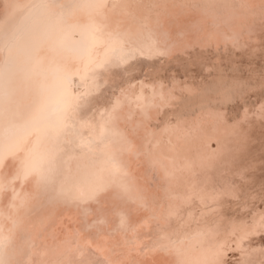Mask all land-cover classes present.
Masks as SVG:
<instances>
[{"label": "bare ground", "instance_id": "bare-ground-1", "mask_svg": "<svg viewBox=\"0 0 264 264\" xmlns=\"http://www.w3.org/2000/svg\"><path fill=\"white\" fill-rule=\"evenodd\" d=\"M262 24L264 0H0V264H147L155 251L221 264L226 248L264 264L250 241L264 210L247 224L221 207L240 194L264 99L230 118L251 84L219 59L199 87L154 75L199 42L217 57L256 44Z\"/></svg>", "mask_w": 264, "mask_h": 264}, {"label": "rangeland", "instance_id": "rangeland-1", "mask_svg": "<svg viewBox=\"0 0 264 264\" xmlns=\"http://www.w3.org/2000/svg\"><path fill=\"white\" fill-rule=\"evenodd\" d=\"M170 25L172 27L178 26L179 25V18H177V17L173 18L172 21L170 22ZM263 25L264 24L260 25L259 26L260 28L258 27L256 29L257 31L255 32V37L258 39H256L255 37H254V39H256L257 45L254 44L255 41H252V43L250 41L249 43L252 44V47H250L251 46L250 44H247V46L245 45L242 49H240L243 52L240 51L239 49H237V50H239V52L237 50H236V52H235V50H230V51H226V52H220L218 57H217L215 52L212 49L206 47V44H203V46H202L203 42L197 41V42H199L198 43L199 45L198 44L193 45V47H196L197 50H195V48H194V50L191 49L193 47L186 48V50L188 51V53H187L185 48L184 49L183 48L182 49L177 48L176 50H178V49H181V50L175 51L176 55H178L179 52L184 54V55H180L176 59L168 58V61H167V58L162 57L160 59L161 62L159 61L161 63V65H159L161 67V70H160L159 66H158L159 69H157V67H156V65L159 63L158 62L157 64H154L152 67L151 66L149 67L147 65H142V67H141L142 70H140V72L142 71L141 73L146 78H148V77H150V75H152L151 71L157 69L159 71L155 72L154 75H156V73H158L159 75H157V76L158 77L160 76L159 78L161 79V81L164 82V80H165L169 84H171L172 78L177 79L178 77H180L177 80L178 81L180 80L179 82H182L187 77H189L185 81L191 80L190 82L194 86L199 84L197 86V87H199L204 82H206L207 80L212 78V76H213V78H215V76L218 75V70H217L218 67L216 64H217V61L219 59V62L221 63V67L225 70V72L231 73L234 76H236L238 79L244 81L245 83L247 82V83L251 84L250 88L248 89V92L244 93L241 98H237L236 100H234L233 103H231L232 105L230 104V106L227 110L228 116L230 115L229 116L230 118H233V117L237 118L238 116H240V114L243 110H248V109L250 110V108H254L252 106L256 105V103L259 104L260 101H262L264 99V88H263L264 87L263 86L264 85V27L261 28V26H263ZM260 29H262V30H260ZM260 33H261V35H260ZM197 42H195V43H197ZM204 45H205V47H204ZM253 45L256 47H254ZM203 48L204 49L206 48V49L204 50ZM189 51H191V52H189ZM194 51H195V53H194ZM185 52H186V54H185ZM187 54L190 56L187 57ZM204 56H205V58H204ZM195 59L197 62L195 61ZM173 61H174V65H173ZM175 61H178V62L176 63ZM202 61H204V62H202ZM165 62L168 63V65H166ZM169 63H170V65H169ZM164 65H166V66L164 67ZM144 66L145 67L147 66V67L143 68ZM162 66L164 67V69L162 68ZM212 68H213V70H212ZM213 71H215L214 74H213ZM175 73L177 74V75H175V76H177V78L173 77V75ZM134 74L137 75V73H134ZM185 74L192 76L193 79L188 75L186 76ZM161 76H163L165 79ZM253 76H254V78H253ZM183 78H185V79L183 80ZM139 79H140V77L138 76L135 80L138 81ZM174 79H172V82ZM192 80H195V81L192 82ZM203 80H204V82H203ZM210 80H212V79H210ZM200 83H201V85H200ZM109 89H111V87ZM105 93H107V92H105ZM244 105H245V107H244ZM168 118L171 119V118H173V116H170L168 114L167 119ZM246 134L247 135H246V138L244 140V145H243V154H241L242 157L241 156L239 157L242 160L241 159L238 160V163H241L243 161V163H241V165L246 166V169H245L246 175L243 178L237 177L239 180L236 178L237 179L236 184H237V187L239 188V193H240L238 195L239 197L238 196H237V198L229 197V198L225 199L221 207H222L223 212L228 217H236L238 219L245 218L247 220V224H249V222H251V217L253 215H256L258 212H261L262 210H264V118L251 121L250 124H248ZM211 147L216 148V142H214L213 140L211 142ZM143 179L144 178L140 179V181H141L140 183L144 184L143 189L145 190L146 193H149L153 189H151L152 188L151 185L148 186L147 181L145 179L144 180ZM157 190H158V187L154 189L155 193ZM243 198H244V200H243ZM241 199H242V201H240ZM245 200H246V202H245ZM243 201L246 203V205H247V202L249 204L245 208H242L243 204H245V203H241ZM104 203H106V202H104ZM210 207H212V206H210ZM138 213H139L138 210L132 211V215H137ZM252 213H253V215H251ZM115 239H116V236L106 234V235H104L102 241L100 242V245L102 246L103 249H107L109 247V245L112 243V240L114 241ZM250 241H251L253 246H255V247L262 246L264 248V246H263L264 245V229L259 231L257 234L252 235V238ZM229 248H232V247H229ZM233 249H235V248H232V249L226 248L225 249L226 251H225L223 258H222V261H221L223 263H221V264H237V263L239 264L240 254L236 249L235 250H233ZM162 254H163L162 251L161 252L155 251V253H151L149 255H146L148 257L145 256L144 259L146 260L147 264H168V261L165 258L166 257L165 253H164V255H162ZM76 255H78V253Z\"/></svg>", "mask_w": 264, "mask_h": 264}]
</instances>
